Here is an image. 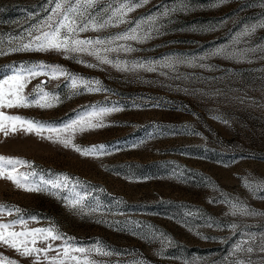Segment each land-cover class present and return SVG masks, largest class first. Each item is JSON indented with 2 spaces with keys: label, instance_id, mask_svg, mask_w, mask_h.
<instances>
[{
  "label": "rangeland",
  "instance_id": "rangeland-1",
  "mask_svg": "<svg viewBox=\"0 0 264 264\" xmlns=\"http://www.w3.org/2000/svg\"><path fill=\"white\" fill-rule=\"evenodd\" d=\"M125 0H97L89 13L97 20L106 19ZM49 0H0V51L26 43L25 30L49 13ZM179 9L178 0H148L128 12L129 22L80 33L81 39H107L150 16ZM264 20V0H184L183 10L170 12L158 23L162 35L143 44L129 41L140 51L108 53L110 59L163 60L166 57L198 58L219 47H231L245 26ZM146 27V26H145ZM36 33H34L35 35ZM247 44L236 48L264 45V28L257 29ZM119 43H123L120 41ZM264 53L249 54V60H230L213 56L198 63L211 69L178 65V72L119 71L110 64H99L91 55L66 58L56 52H10L0 55V80L12 75L20 65L44 62L60 65L68 73L100 81L107 91L88 92L83 85L72 88L65 76L50 79L39 75L31 79L22 94L29 99L44 82L43 91L58 96L51 108H0L6 115L61 127L91 111L88 106L116 105L102 117L101 128L76 132L73 143L82 148L106 145L105 154L82 156L72 147L54 142L56 134L26 132L19 127L0 131V157L20 158L27 165H7L0 177V204L20 209L11 215L0 214V222L23 217L7 231L27 232L54 227L73 246L90 247L100 242L111 255L91 253L90 259L101 264H129L143 259L145 264H230L241 233H256L257 244L264 233V216H233L227 204L210 203L227 196L239 198L249 207L264 212V192L253 193L245 180L264 181ZM97 64L98 67H88ZM166 72L168 75H161ZM176 79L177 75H181ZM9 86H5L8 93ZM219 91V95H215ZM79 92V94H74ZM214 117H220L216 119ZM89 117H85L87 121ZM93 123L98 122L91 118ZM222 121H227L224 123ZM6 124L9 122H5ZM49 135L53 139H47ZM70 133H61L64 138ZM33 170L52 179L67 174L80 184L78 191H89L85 208L77 212L66 205L65 192H29L18 188L7 176L29 174ZM92 197H95L94 199ZM35 217L36 219H31ZM140 222L136 226L133 222ZM236 223L237 234L229 228L209 227L208 223ZM163 233L171 243L157 239ZM135 233V234H134ZM199 233V234H198ZM144 237V238H142ZM202 237H207L202 238ZM29 247L53 248L64 240L44 241ZM163 248L162 254L157 253ZM0 254L17 264H36V258L23 257L15 249L0 244ZM53 251L49 255H55ZM80 255L79 253H75ZM254 264L264 261V253L237 254ZM38 264H48L41 256Z\"/></svg>",
  "mask_w": 264,
  "mask_h": 264
},
{
  "label": "snow or ice",
  "instance_id": "snow-or-ice-1",
  "mask_svg": "<svg viewBox=\"0 0 264 264\" xmlns=\"http://www.w3.org/2000/svg\"><path fill=\"white\" fill-rule=\"evenodd\" d=\"M148 0H125L121 3L120 7L111 12L106 19L97 21L90 13L89 9L93 8L97 3V0H49L51 8L48 15L36 24L31 25L25 30L26 36L29 37L26 43H20L17 47L10 48L7 52L0 51V55H7L10 52H56L64 55L66 58L77 59L78 62H83L78 59V54H87L94 56L99 64H110L119 71L125 72H137L140 70L147 72H157L160 69H168L170 72H178V65L187 64L193 67L211 69L213 65L198 63L197 61L207 60L213 56H220L224 59L230 60H249V54L264 53V45H256L255 47L236 48V44L245 43L247 40L244 38H250L257 29L264 28V20L245 28L237 34L233 46L231 47H219L212 52L207 53L205 56L198 58H182V57H166L163 60H122V59H110L108 53H133L140 51L139 48L133 47L129 41H135L139 44H143L146 41L152 39L154 35H162L160 29L163 24H159L158 21L162 17H167L170 12L183 10L184 0H178L181 5L179 9L166 10L159 17L150 16L147 18H141L134 22V26L127 28L125 31L118 32L115 35L103 39L97 37L95 39H81L80 33L92 31H100L103 28L114 26L116 24H122L129 22L126 20L128 12L134 11L136 8L142 7ZM217 3H223L224 0H216ZM146 26V27H145ZM34 33H36L34 35ZM123 41V43H119ZM264 59V55L260 57ZM88 67H98L97 64H87ZM12 75L7 76L3 80H0V108H18V107H40L51 108L54 105L52 101L59 102V98L52 93L44 92V82L37 85L33 90L36 95L29 99L28 96L22 94L23 88L27 86V83L31 82V79L36 78L39 75H46L50 79H59L60 76H65L70 80L72 88H77L78 85H83L88 92L107 91L100 85V81H90L86 78L76 76L75 74L68 73L60 65H46L44 62L33 65H20L17 68H13ZM161 75H168L166 72H161ZM181 75H177L176 79H180ZM5 86H9L8 93H5ZM74 94H79L75 92ZM219 95V91L214 93ZM91 111L85 113V115L72 120L70 123L64 124L61 127L48 125L43 122L28 120L21 116L6 115L3 111H0V131L8 135V128L13 130L17 129V123L19 127L23 128L26 132H35L37 135H41L44 132L50 134H56L54 142L63 144L64 147H72L77 153L82 156L105 154L107 150L106 145H92L87 148H82L73 143V136L76 132H83L86 130H92L96 128L104 127L102 117L113 111H119L120 108L116 105L112 107L107 106H88ZM85 117H89L86 121ZM91 118H96L98 122L93 123ZM220 119V117H214ZM9 123H5V122ZM227 123V121H222ZM61 133H70L67 137L61 138ZM47 139L52 140L53 136L49 135ZM7 165H27L32 168V162L21 160L20 158L12 157H0V177L4 176L5 168ZM7 179L11 180L18 188H22L29 192H47L52 195H57L59 192H65L66 195L62 197L63 201L68 207L77 211L83 212L85 208H90L91 211H96L95 208L87 203V199L92 196L89 191H78L80 181L75 180L67 174H60V176L52 179H46L43 175L33 170L29 174H20L19 177H14L11 174L7 176ZM244 186L253 193L264 192V181H258L255 184L245 180ZM93 199L95 197H92ZM264 199V196H261ZM223 203L229 207V212L233 216H264V212H258L257 210L249 207L239 198L230 199L227 196L221 201H210V203ZM15 211L20 212V209L16 206H8L0 204V214L11 213ZM31 219H36L31 217ZM27 221L23 217H19L17 220L11 222H0V244L7 245L9 248L15 249L23 257L36 258V264L40 261L41 256L44 260L48 261V264H101V262L91 260L89 257L91 253L95 252L99 255H111L110 250H105L107 246L97 242L96 245L90 247L73 246L69 244V240L74 238H65L54 227L47 229H33L27 232L7 231L13 228L16 224H26ZM136 226L140 225V222H133ZM209 227L217 228H229L233 231V234H237L238 225L236 223L221 224L216 221H211L207 224ZM135 234V233H134ZM199 234V233H198ZM240 235L245 236L246 239H241L233 246L231 256L235 257L230 261V264H254L249 257L248 259H242L237 254H251L253 252L264 253V233L260 234L259 243L257 244V234L247 233ZM31 237V244L35 245L38 238L48 241L64 240V244L53 248L52 244H48L47 247H29V241L27 239L20 240L17 243L18 238ZM144 238V237H142ZM207 238V237H202ZM150 242H154L160 239L162 242L167 241L171 243V238L167 237L163 233L157 234L155 230L148 237ZM53 251L55 255H49V252ZM163 248L157 254H162ZM79 253L80 255H76ZM0 264H17L16 261L10 258L4 257L0 254ZM129 264H145L143 259L133 260ZM264 264V261L261 262Z\"/></svg>",
  "mask_w": 264,
  "mask_h": 264
}]
</instances>
